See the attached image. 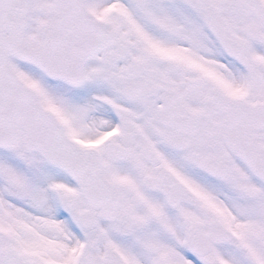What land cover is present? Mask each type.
Wrapping results in <instances>:
<instances>
[{
	"label": "snow or ice",
	"instance_id": "obj_1",
	"mask_svg": "<svg viewBox=\"0 0 264 264\" xmlns=\"http://www.w3.org/2000/svg\"><path fill=\"white\" fill-rule=\"evenodd\" d=\"M0 264H264V0H0Z\"/></svg>",
	"mask_w": 264,
	"mask_h": 264
}]
</instances>
